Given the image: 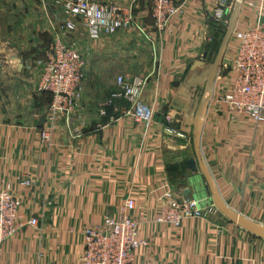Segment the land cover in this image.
I'll return each instance as SVG.
<instances>
[{"label":"crops","instance_id":"obj_1","mask_svg":"<svg viewBox=\"0 0 264 264\" xmlns=\"http://www.w3.org/2000/svg\"><path fill=\"white\" fill-rule=\"evenodd\" d=\"M92 1L133 8L137 26L93 40L76 20L63 40L86 60L83 94L69 116L58 117L48 144L41 136L51 97L39 89L41 63L64 12L56 0H0V187L9 184L23 216L42 222L4 243L0 264H83L86 229L119 214L128 198L136 200L143 242L133 264H264V242L238 237L236 224L206 195L202 173L188 167L196 159L194 127L185 125L190 109V116H204L201 154L223 199L240 213L264 215V121L218 101L237 78L231 62L237 39L211 79L223 43L213 49L212 42L226 33L214 26V12L230 7L234 13L237 0H175L179 11L163 30L150 0ZM260 4L239 6L238 31L258 24ZM121 75L147 80L143 102L153 113L152 127L123 116V100L108 105ZM209 92L213 98L204 103ZM23 179L34 185L27 188ZM168 192L199 198L204 216L178 228L158 220Z\"/></svg>","mask_w":264,"mask_h":264},{"label":"built area","instance_id":"obj_2","mask_svg":"<svg viewBox=\"0 0 264 264\" xmlns=\"http://www.w3.org/2000/svg\"><path fill=\"white\" fill-rule=\"evenodd\" d=\"M152 14L159 30L167 27L169 20L179 11L175 0H150ZM64 12L65 19L59 25L50 50L42 60L40 91L51 97L42 140L51 142L53 132L59 125L60 115L69 116L82 94L86 60L84 56L64 42V36L77 28L81 19L93 40L104 35H114L122 29L135 25L133 8H122L112 4H100L92 0H56ZM233 15L230 7L215 10L213 20L217 25L230 24ZM232 38L239 45L232 64L237 70L233 89L224 93L218 101L225 103L237 114H245L256 123L264 121V0H261L259 21L256 26L238 31L237 25ZM213 39L209 38L211 42ZM118 91L111 95L108 105L116 106L119 100H127L129 107L123 116H131L145 128L152 127V111L143 102L147 80L141 77L118 76ZM103 114H106L105 110ZM32 184L28 179L22 180ZM168 202L163 215L158 219L174 228L181 227L187 218H200L204 206L199 198L176 199L168 192ZM136 200L128 198L119 214L106 216L97 226L86 229L83 264H133L135 252L142 246L139 224L134 219ZM39 217L26 219L12 191L0 194V247L15 237L25 227H41ZM33 264H50L38 261Z\"/></svg>","mask_w":264,"mask_h":264},{"label":"water","instance_id":"obj_3","mask_svg":"<svg viewBox=\"0 0 264 264\" xmlns=\"http://www.w3.org/2000/svg\"><path fill=\"white\" fill-rule=\"evenodd\" d=\"M238 6L235 9L229 27L226 32V36L223 40L220 53L215 60L213 66H212V73H211V79L215 77L217 68L219 66L220 58L222 53L225 51L227 45L230 43L232 40L233 36V31L237 25V16H238V11H239V6H241L244 3V0H237ZM203 62H198L196 66H202ZM205 78H201L199 80V83L205 82ZM213 98V93L209 92L207 97L204 99V103H209ZM190 112V109L187 110V116L185 118V125L194 127V150L196 153V159L191 160L188 163V167L193 170V171H200L204 177L205 180V189H206V195L213 200L215 203L216 207L225 215L229 218V220L236 224L237 226L241 227L242 229L246 230L247 232L264 239V223L255 221L245 215L240 214L233 208H231L226 201L223 199L218 184L213 177L206 161L202 157L201 154V135H202V129H203V114H199L198 118H195L193 116H190L188 114ZM45 119V118H44ZM45 121V120H44Z\"/></svg>","mask_w":264,"mask_h":264},{"label":"rangeland","instance_id":"obj_4","mask_svg":"<svg viewBox=\"0 0 264 264\" xmlns=\"http://www.w3.org/2000/svg\"><path fill=\"white\" fill-rule=\"evenodd\" d=\"M94 2V1H93ZM129 9V8H128ZM135 25L137 26V24L135 23ZM228 27V25L226 26L225 25V27H224V29H225V31L227 32V28ZM122 30H126V29H122ZM118 33V32H117ZM226 33L225 32H223L222 33V38L220 39V43H221V41L223 42V40H224V35H225ZM115 35V34H114ZM117 84V83H116ZM82 94H83V88H82ZM82 94H81V97H82ZM81 97H80V99H81ZM80 99H79V101H80ZM78 101V102H79ZM120 101H122V100H120ZM124 102H125V105H126V107H129V103L127 102V100H123ZM78 106V105H77ZM76 106V107H77ZM76 109V108H75ZM74 109V110H75ZM175 175L177 176L178 174L177 173H175ZM24 180V179H23ZM21 184L22 185H24V186H26L27 188H31L33 185H34V183H30V184H26V182H21ZM10 191H12V189H11V186L9 185V184H2L1 185V187H0V194L1 193H5V192H10ZM175 198V197H174ZM177 199V198H176ZM52 202V200H48V201H46V204H49V203H51ZM43 206V205H42ZM231 207V206H230ZM232 208V207H231ZM234 209V208H233ZM235 210V209H234ZM20 211H21V206H20ZM237 211V210H236ZM242 211H245L244 209L242 210ZM238 212V211H237ZM22 213V212H21ZM240 213V212H239ZM240 214H242V215H245V216H247V217H249V218H251V219H253V220H255V221H258V222H261V223H264V215H256V217L257 218H253V216H250V215H248V214H244V212H242V213H240ZM259 214V213H258ZM204 216V213H203V215H202V217ZM35 217H38V216H36L35 215ZM237 226V225H236ZM235 226V230H238L240 233H239V235H238V237H240V238H243L244 236L246 237H248V236H250L251 238H259V237H257V236H255V235H253V234H251V233H249V232H247L246 230H244V229H242L241 227H239V226H237L236 227ZM41 227H42V225H41ZM40 227V228H41ZM237 231V232H238ZM19 234V233H18ZM17 234V235H18ZM262 240V242H264V239H262V238H259V240Z\"/></svg>","mask_w":264,"mask_h":264},{"label":"trees","instance_id":"obj_5","mask_svg":"<svg viewBox=\"0 0 264 264\" xmlns=\"http://www.w3.org/2000/svg\"><path fill=\"white\" fill-rule=\"evenodd\" d=\"M214 26L216 27V28H223L224 29V25H217V24H214ZM219 32H221V31H219ZM221 35H222V32H221ZM216 36V38L214 37V40H213V44H212V48L213 49H216V47H218V45H219V43H220V34H217V35H215Z\"/></svg>","mask_w":264,"mask_h":264}]
</instances>
